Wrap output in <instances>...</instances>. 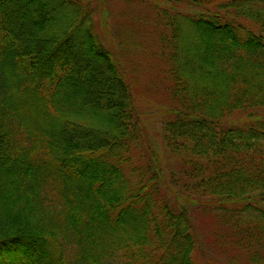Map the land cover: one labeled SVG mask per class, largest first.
Masks as SVG:
<instances>
[{
	"label": "trees",
	"instance_id": "16d2710c",
	"mask_svg": "<svg viewBox=\"0 0 264 264\" xmlns=\"http://www.w3.org/2000/svg\"><path fill=\"white\" fill-rule=\"evenodd\" d=\"M141 1L167 102L134 93L84 0H0V264H213L198 203L264 264V0ZM154 119L168 156L137 160Z\"/></svg>",
	"mask_w": 264,
	"mask_h": 264
},
{
	"label": "rangeland",
	"instance_id": "374dc122",
	"mask_svg": "<svg viewBox=\"0 0 264 264\" xmlns=\"http://www.w3.org/2000/svg\"><path fill=\"white\" fill-rule=\"evenodd\" d=\"M84 1L85 4L81 5V9H92V19L99 40L114 53L116 59L129 65L135 83L140 86L136 88L134 83V93L137 94L140 89L144 94L162 98L167 102L166 93L161 87L160 73L156 68L159 57L157 51L162 50L157 36L162 26L149 13L148 4L141 0ZM157 122L155 119L145 121L149 130L144 136H139L137 160L140 153H148L149 150L153 152V148L159 146L157 129L160 125ZM157 149L163 157L168 156L161 148ZM163 168L167 172L171 170L177 172L175 178L168 177L164 185L178 187L179 192L183 193L184 189L181 188L183 175L179 172V168L171 165L168 158L163 159ZM138 180L139 178H134V183H138ZM161 182L163 184V181ZM238 206H241L240 203L228 205L229 208ZM188 208L193 224L192 232L198 242L197 251L203 261L209 259L213 260V264H217L216 261L223 264H250L243 248L235 243V236L238 239L237 223L233 221L231 225L228 220L218 216L222 209L219 207L209 209L200 203L190 204ZM156 253L159 254V251Z\"/></svg>",
	"mask_w": 264,
	"mask_h": 264
}]
</instances>
